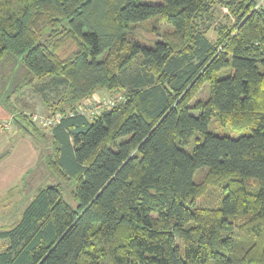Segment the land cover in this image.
Instances as JSON below:
<instances>
[{
	"label": "trees",
	"instance_id": "obj_1",
	"mask_svg": "<svg viewBox=\"0 0 264 264\" xmlns=\"http://www.w3.org/2000/svg\"><path fill=\"white\" fill-rule=\"evenodd\" d=\"M4 60L23 73L3 102L30 90L58 117L11 111L57 183L0 230V264H264L254 0H0Z\"/></svg>",
	"mask_w": 264,
	"mask_h": 264
},
{
	"label": "rangeland",
	"instance_id": "obj_2",
	"mask_svg": "<svg viewBox=\"0 0 264 264\" xmlns=\"http://www.w3.org/2000/svg\"><path fill=\"white\" fill-rule=\"evenodd\" d=\"M162 0H143L145 3H155V2H161ZM258 6L261 7V9L264 10V0H254ZM226 18V11L224 9H216V16H215V22L214 24H218L220 22H227ZM210 37L213 36V32L210 31L209 33ZM19 66V67H18ZM13 72V74H12ZM23 73V69L18 64H14L10 62L9 60H4L0 64V126L3 124H6L8 126L7 129H4L1 127L0 134H4L5 132L11 130V125L16 128L20 127L17 123L13 122V118L11 117V111L17 110H23L26 111L28 114L35 116L37 119L36 124H41L42 126L45 125V123L40 122V117L45 116L46 110L44 106L42 105L39 96L36 94H33L30 92V90H25L24 96H22V93L17 94L16 96H10L9 100L6 98L5 102H3L5 95H7L8 91L12 89V87L17 83L16 81L19 79L20 75ZM11 74V76H10ZM224 72L219 73V77H224ZM209 93V87L207 84L203 86L201 91L198 93L196 100L205 101L208 98ZM97 101H108L112 100L116 97H119L118 95H109L108 93H99L94 96ZM96 102V101H94ZM16 108V109H15ZM14 112L12 114H14ZM21 128V127H20ZM14 129L12 128L11 131H9V136H13V133H11ZM22 132L24 133L23 129ZM25 134V133H24ZM34 147V146H33ZM195 147L194 141H190L188 145L184 148V150L187 153H191L193 148ZM35 148V147H34ZM36 149V148H35ZM37 150V149H36ZM34 150V151H36ZM37 156H38V151ZM202 171L196 172L194 176V181H198L200 177L202 176ZM39 182V184H36ZM57 183V180L54 179L51 175L48 174L46 166L44 163L38 164V167L34 170L33 174L30 175V178L27 180L28 186H25L26 183L22 184L20 187L22 189L20 190V197L17 198V204H13V199L9 200L10 205L3 211L2 214H0V229H2L4 225H11L12 223L16 222L24 209V207L27 205V202L29 201L27 196L31 195V192L34 190L35 187L46 186V185H54ZM19 187V188H20ZM7 199H10L9 197ZM16 200V198L14 199ZM65 200L70 204L73 205L72 200L69 198L68 195L65 194ZM4 219V220H3ZM8 221L9 224H6Z\"/></svg>",
	"mask_w": 264,
	"mask_h": 264
},
{
	"label": "crops",
	"instance_id": "obj_3",
	"mask_svg": "<svg viewBox=\"0 0 264 264\" xmlns=\"http://www.w3.org/2000/svg\"><path fill=\"white\" fill-rule=\"evenodd\" d=\"M10 125V129H14L11 132L13 136L8 137L11 130L0 134V156L6 153L0 159V214L10 205L9 200L13 199V204H17V198L20 197L22 189L20 186L24 183L23 177L38 166L37 150L33 147L30 139L19 127ZM29 178L30 176L25 181ZM25 186L29 187L28 184ZM8 197L10 199H7ZM15 198L16 200H14ZM6 222L9 224L8 221ZM14 223L4 225L2 229L9 228Z\"/></svg>",
	"mask_w": 264,
	"mask_h": 264
},
{
	"label": "built area",
	"instance_id": "obj_4",
	"mask_svg": "<svg viewBox=\"0 0 264 264\" xmlns=\"http://www.w3.org/2000/svg\"><path fill=\"white\" fill-rule=\"evenodd\" d=\"M87 104H89V102L87 101L86 102ZM97 104H99V108H102V107H104V108H108L112 103H111V101L110 102H108V101H106V102H97ZM36 118V117H35ZM58 120V117H56V118H54V119H48L47 121H45L43 118H40V122L41 123H45V126H48V125H50V124H52V123H54V122H56ZM1 127H3L4 129H7L8 128V126L6 125V124H3L2 126H0V132L2 131L1 130Z\"/></svg>",
	"mask_w": 264,
	"mask_h": 264
}]
</instances>
